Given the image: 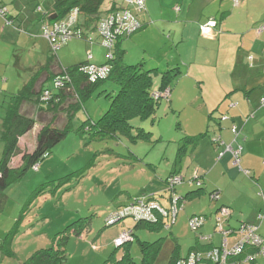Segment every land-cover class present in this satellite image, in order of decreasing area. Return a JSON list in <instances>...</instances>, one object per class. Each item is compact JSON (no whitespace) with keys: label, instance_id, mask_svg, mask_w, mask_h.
I'll return each instance as SVG.
<instances>
[{"label":"crops","instance_id":"1","mask_svg":"<svg viewBox=\"0 0 264 264\" xmlns=\"http://www.w3.org/2000/svg\"><path fill=\"white\" fill-rule=\"evenodd\" d=\"M56 1L0 0L8 8L11 18V23H5L4 19L3 23L0 18V24L3 23L0 40L22 48L27 55L17 56L14 63L17 69H12L18 72L21 68L25 75L15 77L12 71L10 78L5 77V80L19 83V89L30 80L37 68H45L48 61L50 67L39 72L36 87L48 88L46 83H51L59 69L86 60L65 64V52L61 50L58 53L61 47L53 52L42 35L41 22L55 14ZM144 1L145 8L137 12L142 27L117 43L122 51V61L125 64L142 63L145 69H155L158 74L178 68L172 81L174 83L170 84L168 98L162 99H166L169 109L185 122V136L204 133L196 143L184 147L181 157L175 154L176 158H180L179 165L174 159L170 171L164 176L157 173L153 180L158 181V177L162 176L164 183L172 170L190 180L197 171L203 183V192L209 196V192L219 191L217 203L211 201V204H207L208 208L201 207L202 197L186 196L187 192L194 190L188 182L178 185L180 189L177 193L185 196V201L189 200L187 216H207L201 232L210 234L215 243L212 218L217 207L224 204L232 212L229 225L237 226L240 222L255 224L264 240V109L259 105L264 95V32H257L264 18V0H238L237 4L234 0ZM38 6L41 7L40 11L37 10ZM176 6L178 10L174 9ZM210 17L217 20V33L213 37H206L200 34L199 26ZM56 19L60 18L51 20ZM91 37L92 43L82 37L73 38L82 40L75 45L83 44L87 55H91V63L103 64L96 57L102 51L95 47V44L100 45L99 38ZM87 44L95 47L93 52L87 50ZM110 82L113 89H117L116 84ZM221 115L228 118L220 120ZM232 124L237 126L239 132L235 140L230 130ZM40 126V123L34 126L35 133ZM217 136L223 143L214 142ZM18 144L20 147L24 145L22 137ZM225 144L242 146L239 165L234 163L229 152L219 157ZM182 208L184 210L185 205ZM170 232L179 243V229L174 223ZM193 238L195 243L191 242L185 254L180 251L181 256L187 255L193 246L198 245L195 235ZM228 240L231 244L236 241L234 237ZM22 262L19 261V264ZM253 264H264V254Z\"/></svg>","mask_w":264,"mask_h":264},{"label":"rangeland","instance_id":"2","mask_svg":"<svg viewBox=\"0 0 264 264\" xmlns=\"http://www.w3.org/2000/svg\"><path fill=\"white\" fill-rule=\"evenodd\" d=\"M115 1L123 3V0ZM110 4L111 0H104L101 11L107 10ZM0 18L4 23V18ZM91 36L99 38L96 32H92ZM77 41L82 40L73 38L58 51L65 52V64L86 59V48L82 43L76 46ZM97 45L95 47L102 51L96 57L105 63L106 49ZM87 46V50L93 52L95 47ZM23 52L22 48L0 40V159L4 150L1 130L9 96L20 90L19 83L5 80V77L10 78L12 71L15 77L25 75L21 68L18 72L12 70L17 69L14 67L17 56L27 57ZM160 79V74L152 75L153 90L159 88ZM46 85L52 88L50 82ZM113 90L110 81L98 86L83 101L66 137L38 161V169L28 167L20 177L14 176L0 192V264H19L34 251L55 245L54 239L62 235L67 237L64 264H117L124 251L128 252L131 260L126 264L167 263L166 250L155 248L156 244L154 248L151 246L142 250L140 242H153L160 236H169L168 229L154 230L142 225L135 228V219L130 216L105 225V218L123 203L147 194H155L162 199L163 205L168 204L169 190L163 183L164 177H158V181L153 177L157 173L163 176L168 173L174 159L179 165L181 154L178 158L175 154L179 152L178 146L185 143V122L169 109L166 99H161L153 115L130 121V136H92L82 125L87 119L97 121L104 114L110 105ZM24 112L31 113V107L28 105ZM140 129L148 134L140 136ZM34 133L33 128L22 137V150H33ZM19 157H15L11 165L15 175L22 169ZM179 189L180 186H177L176 191ZM195 197H202L200 206L204 208H208L207 204L213 201L205 192ZM188 201H185L184 210H179L174 221L181 238V254L188 251L191 242L195 243L194 232L187 221ZM212 219L214 224V215ZM74 225H80V235L69 229ZM133 228L136 237L132 238V242L116 248L114 240L122 229ZM214 233L215 244L219 245L221 235L218 231Z\"/></svg>","mask_w":264,"mask_h":264},{"label":"trees","instance_id":"3","mask_svg":"<svg viewBox=\"0 0 264 264\" xmlns=\"http://www.w3.org/2000/svg\"><path fill=\"white\" fill-rule=\"evenodd\" d=\"M103 1L104 0H57L55 3L56 18L64 17L72 7L77 6L80 12L77 26L83 32L82 38L87 39V37H91L90 34L92 32H96V25L100 17L105 15L107 12H110L119 7V4L115 0H111L109 8L102 12L101 5ZM80 16L82 17V23L80 22ZM46 19L52 21L49 16ZM263 21L264 18L261 22ZM122 38L124 37H119L115 42L114 49L112 51L113 58H106L107 60L105 63L98 64H108L110 66V72L106 78L99 79L96 81H90L88 79V76L79 70L80 67L86 64L87 62H91V58L89 60H87L86 58V60L83 62L73 64L69 67H62L56 73H54V76L51 81L52 88L36 87V79L39 75V72L45 68L47 69L50 67V62L48 61V64L45 68H37L30 80L26 84H24V86L17 93L11 94L9 96V104L7 106L6 114L3 119L1 131V137L4 142V150L0 159V192H3V190L8 186L14 176L18 178L24 173V171L28 167H33L36 164L38 165V161L43 158V156L48 152V150H50L56 143L66 137L71 128L75 116L83 106V101L88 99L92 95L94 90L104 82H114L117 86V89L113 90L114 93L110 95V105L108 109L104 112V114L97 121L91 120L90 118L87 119L82 125V128L87 129L92 136H116L117 134L130 136L132 129L130 121L134 118L144 119L150 117L155 113L159 101L162 98H168L169 94L165 97L158 98H154L152 94L157 91L160 92L166 87L169 88L170 92V84L176 77L178 73V68H171L159 73L161 75L159 88L157 90H153L152 75L157 71L155 69H145L142 63L125 64L121 58L122 51H120L117 47L118 41ZM64 72L69 75V81L64 82L61 87L56 88L53 84V79L55 78V76L63 74ZM45 90H48L51 94L48 100H44L42 98L43 92ZM106 95L108 96L109 94L107 93ZM28 105L31 107V113L29 114L24 112ZM62 115L63 117H60ZM37 122H39L41 126L35 133V146L33 150H22L18 144L19 138L23 137L30 130H32L35 126V123ZM140 131V136H145L148 134L142 129H140ZM202 134L204 133H200L195 136H186L184 138L185 143L180 144L178 146V156L183 153L184 147L187 144L196 143ZM238 137L239 134L236 138H234L233 135L234 140L238 139ZM18 156H20L19 163H21L22 169L17 175H15V169L11 165L13 159ZM174 175H181L182 180L179 184L170 185L169 179L171 178V176ZM198 180L199 183L197 184L193 182L192 178L190 180L185 179L182 174L176 173L175 170H172L171 173L164 180V184L169 190L167 197L168 204L163 205L160 201L161 198H158L155 194H147L142 197H135L131 202L123 204L119 206L118 209H116L119 210L120 207L122 208L126 205H129L135 200L143 199L145 203H157L159 206H161L168 212V216L164 217L154 211L156 215L154 221L137 219L135 220L136 225L134 226L136 228L137 226L142 225L145 227H150L154 230H159L160 228L168 229L167 231H169V234L171 235L170 237L160 236L157 240L153 242H140L142 250H146L151 246H153L154 248L155 244L158 245L155 248L160 250H166L168 254V260L166 264H177L179 260L184 259L193 250L203 252L207 250L210 246H219L212 242V237L210 234L202 233L200 230L203 227L205 221L207 220V216L204 214H192L188 217V225L189 220L193 217H203L204 222L203 225L197 229H192L189 225L191 230L194 232L195 237L197 238L198 245L193 246L187 255H180L179 243L177 239L173 237V234L170 232V228L172 227L176 216L179 213V210L182 209L185 202V196L179 195L176 191V187L182 183L188 182L189 185L194 187V190L187 192L186 196L199 195L204 190L203 183L200 179V174L198 176ZM209 196L213 201L216 202L220 198L218 190H213L209 192ZM174 198L177 200V206L182 207L178 209L177 213L175 214V217L173 218V216H171L169 212L171 211L172 200ZM222 207L229 208L231 212V208L224 204H221L217 207L216 211L213 214L214 231L216 232L217 230L215 228V215L217 211ZM231 215L232 212L223 224L229 229L236 230L239 228V225L241 223H249L240 222L237 226H231L228 223ZM79 226L80 225H74V227L71 226L69 229L77 235H80ZM129 230L132 238H135L136 234L134 228ZM257 234L260 235V233L258 232V227ZM202 236H210L209 241L202 240L200 238ZM228 236V239L230 237H234L236 240L237 238H239V234H231ZM260 237L262 239V247L264 250V240L261 235ZM66 238L67 237L65 235L56 237L54 239L55 245L53 244L48 248H41L34 251L26 260L22 262V264H64L67 257L66 251L64 249ZM130 242H132V240L124 243L121 246L127 245ZM229 244L231 245L230 242ZM257 252L258 248L256 247L249 246L245 248L244 252L242 253V256L247 253H252L255 255V258L246 264H253L259 256L264 254V251L263 254H257ZM128 255V252L124 251L122 257L117 260L116 263L124 264L125 262L126 264V262H130L131 260ZM229 260H235V258L230 257Z\"/></svg>","mask_w":264,"mask_h":264},{"label":"built area","instance_id":"4","mask_svg":"<svg viewBox=\"0 0 264 264\" xmlns=\"http://www.w3.org/2000/svg\"><path fill=\"white\" fill-rule=\"evenodd\" d=\"M234 2L237 4L238 0H234ZM144 8V0H123L122 6H119L117 9L107 12L100 17L96 25V33L98 34L100 44L107 50V59L113 58L112 51L115 42L119 37H128L142 27V23L137 17V12ZM174 9L178 10L179 8L176 6ZM37 10L40 11L41 7L38 6ZM79 13V8L74 6L60 19L54 21L44 19L41 22V33L48 41L53 52L58 50L62 45H65L73 37H82L83 32L77 26ZM0 16L4 18L5 23H11L8 8L3 4H0ZM216 26L217 20L210 17L206 22L199 26V32L203 36L213 37L217 33ZM257 32H264V21L260 23ZM86 40L91 43L93 42V38L90 36L87 37ZM90 58L91 55L88 53L87 60ZM79 70L85 73L90 81H96L108 76L110 66L108 64L98 65L87 62L81 66ZM67 81H69V75L64 72L63 74L55 76L53 84L56 88H59ZM168 94L169 88L166 87L160 92H154L152 95L154 98H158L165 97ZM50 96V92L45 90L42 98L48 100ZM259 105L264 109V95L260 98ZM249 117H252V115ZM227 118V115H221L220 119L225 120ZM231 131L234 138H236L239 134L237 126L233 124L231 126ZM215 142L218 144L223 143L219 136L215 137ZM241 151L242 147L240 145L233 147L231 144H225L224 151L219 152V157L222 156L224 152H229L233 157L234 163L239 165ZM33 168L37 169L38 165H34ZM244 172L247 173V171ZM198 176V172L195 171L192 180L197 184L199 183ZM181 180V175H174L169 179V184H179ZM181 207L177 206V200L174 198L172 200V207L169 214L174 218L178 209ZM154 211L161 216H168V212L157 203H145L143 199H138L119 210L109 213L105 219L106 225L114 224L126 216L133 217L135 220L154 221L156 218ZM230 213L229 208L222 207L215 215V228L221 234V243L219 246H210L203 252L193 250L184 259L179 260L177 264H246L255 258V255L252 253H247L242 256L245 248L249 246L258 248L257 254H263L262 239L260 235L257 234L256 225L241 223L236 230L229 229L223 225L224 221L230 216ZM203 222V217H193L189 220V225L192 229H197L203 225ZM231 234H239V238L230 245L228 242V235ZM200 238L204 241H209L210 236H202ZM131 240L132 236L130 235V230H123L115 238L114 245L119 247ZM230 257H234L235 260L230 261Z\"/></svg>","mask_w":264,"mask_h":264},{"label":"water","instance_id":"5","mask_svg":"<svg viewBox=\"0 0 264 264\" xmlns=\"http://www.w3.org/2000/svg\"><path fill=\"white\" fill-rule=\"evenodd\" d=\"M50 18H51V19L56 18V14H52V15L50 16Z\"/></svg>","mask_w":264,"mask_h":264}]
</instances>
